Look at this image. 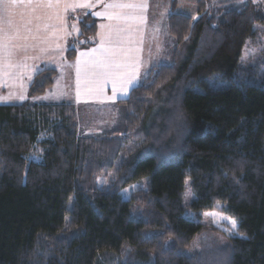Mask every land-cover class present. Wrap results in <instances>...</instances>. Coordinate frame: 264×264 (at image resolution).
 Returning a JSON list of instances; mask_svg holds the SVG:
<instances>
[{
	"label": "trees",
	"instance_id": "1",
	"mask_svg": "<svg viewBox=\"0 0 264 264\" xmlns=\"http://www.w3.org/2000/svg\"><path fill=\"white\" fill-rule=\"evenodd\" d=\"M195 4L193 17L171 1V60L117 100L120 123L105 133H81L68 102L0 103V264H264V54L241 59L264 13L251 0ZM78 23L68 59L95 41L93 14ZM56 74L36 71L28 96ZM215 204L238 228L224 247L186 253Z\"/></svg>",
	"mask_w": 264,
	"mask_h": 264
},
{
	"label": "rangeland",
	"instance_id": "2",
	"mask_svg": "<svg viewBox=\"0 0 264 264\" xmlns=\"http://www.w3.org/2000/svg\"><path fill=\"white\" fill-rule=\"evenodd\" d=\"M171 1L167 0L166 12L162 14L161 18L155 20V26L150 30L151 34L145 39L147 41L146 46L141 49L140 61L141 64L146 65L143 76L152 65L168 63L171 60L174 39L165 26V19L167 13L170 11ZM195 1L179 0L178 2L176 0V9L187 12L195 17ZM210 1L217 4L223 0ZM251 1L254 4V12L263 14L264 0ZM44 2L46 3L47 0H44ZM52 3L54 5L52 8L37 7L34 14H32L31 9L24 7L19 9L18 11L27 13L23 19L19 15L14 17V22L20 27L21 38L12 43L0 39V103L19 102L23 99H29L32 102H68L75 109L77 127L81 133L87 135L105 133L120 123L121 104L117 100L120 98L119 96L123 95L119 94V92L123 91V87L117 88L118 93L113 92L115 89L114 85L103 84V80L108 81L105 77L102 80L103 82H100V85L97 82H92L91 79L89 81L92 85L82 83L87 81V78L84 76L79 78L78 69L79 73H81L79 65H75V61L72 62L75 66L62 62V60L68 59L64 56L66 48L63 41L64 37H66L65 32L68 33L63 30L64 26L68 22L75 27L69 30V33L72 30L75 31V34L70 35L68 33L69 37L66 39L68 41L69 38L75 36L79 31V23L76 20H72V16H69L67 20L64 14H61L62 10L55 0H52ZM64 6H67V3ZM61 15L65 18L64 20L60 19L62 18L60 17ZM154 18L153 16L150 21H154ZM29 20L30 23H28ZM25 25L31 29V32L25 31ZM254 27L257 31L256 36L252 40L247 39L242 48L241 59L244 62H252L255 59L259 60L264 54V23L255 22ZM119 49H116V53L100 51V55H108L122 60V57L124 56L125 58L126 54L120 53L121 49ZM89 58L86 55H82L77 57L76 61H80L82 68L84 65L88 68V64L83 62H89ZM46 66L56 68L57 70L53 84L41 94L28 96L27 86L33 74ZM95 69H98L96 65L94 66ZM92 70L87 73L92 72V76H97ZM93 79L96 80L98 78L93 77ZM207 80L210 84L216 86L226 84L221 79H214L213 76L207 77ZM131 84L135 85L136 83L132 81ZM128 85L130 84L127 82L126 86ZM89 86L92 87L90 92L84 91ZM135 145L133 142L128 141L126 144L127 151L132 150ZM115 164L98 175L96 180L100 186L107 187L112 182L116 167L118 166V163ZM133 187L144 188L145 181L140 180ZM191 198V188L188 179H186L182 193V204L185 213H189L188 203ZM134 207L137 208L136 205ZM218 208V205L215 204L212 209L199 213L204 227L201 232L188 242L184 248L186 253L191 255H198L202 252L209 253L210 249L227 245L228 237L234 230L229 222L231 218L222 214ZM212 212L216 213L215 217L205 215V213ZM117 260L118 262H115V264H122L123 258H117Z\"/></svg>",
	"mask_w": 264,
	"mask_h": 264
},
{
	"label": "crops",
	"instance_id": "3",
	"mask_svg": "<svg viewBox=\"0 0 264 264\" xmlns=\"http://www.w3.org/2000/svg\"><path fill=\"white\" fill-rule=\"evenodd\" d=\"M177 1L179 2V0ZM55 2L57 4V0ZM66 3L67 6H64ZM167 3V0H59L58 5L62 10L61 14H64L67 20L69 16H72V20L78 22L81 16L87 12L92 13L96 18L94 43L89 47L77 49L73 59H65L62 62L73 64L72 62L75 61V65H79L81 69L79 78L81 76L87 78V81L82 83L92 85L89 81L91 79L92 82H97L100 85V82L104 81V85H114L115 89L113 92L117 93V88L123 87V91L119 92V94L123 95L119 97H125L130 87L133 86V84L126 86V83L130 79L134 83L139 82L146 70V65L141 64L140 61L141 49L146 46L147 41L145 39L151 34L150 30L155 26V20L161 18L162 14L166 12ZM110 4L134 5L135 7L108 8L107 5ZM140 5L145 7H140ZM110 16L112 17L111 19L109 18ZM153 16L155 17L154 21H150ZM60 17H62L60 18L61 20L65 19L62 15ZM101 25H104V27H101ZM71 28H75L74 25L67 22L63 30L69 33ZM68 33L65 32L66 37H64L63 41L65 48L68 35L75 34V31L72 30ZM102 36L104 37V45L101 48ZM93 49L97 51L93 52ZM116 49H119L123 55L126 54V57L124 58L123 56L122 60H120L116 57L100 55V51L116 53ZM82 53H87L88 55L86 56L90 57L89 62H83L88 64V68L84 65L83 69L80 61H76L77 57L82 56ZM95 65L98 69L94 70ZM91 70L97 76H92V72L87 73ZM93 77L98 79L94 80ZM104 77L108 81L103 80ZM91 89L92 87L89 86L84 91L90 92Z\"/></svg>",
	"mask_w": 264,
	"mask_h": 264
},
{
	"label": "snow or ice",
	"instance_id": "4",
	"mask_svg": "<svg viewBox=\"0 0 264 264\" xmlns=\"http://www.w3.org/2000/svg\"><path fill=\"white\" fill-rule=\"evenodd\" d=\"M58 3H59V0H57V4ZM40 6L52 8L54 5L52 3V0H47L46 3L44 2V0H0V39H4V40H7L9 43H12L13 41L21 38L20 27L14 22V17L19 15L23 19V17L27 15V13L20 12L18 10L24 7L26 9H31L32 14H34L36 12L37 7H40ZM107 7L108 8H117V7L126 8V7H135V6L134 5L110 4V5H107ZM140 7H145V6L140 5ZM97 15H99V13H97ZM109 18L111 19L112 17L110 16ZM28 23H30V20L28 21ZM101 27H104V25H101ZM25 31L31 32V29L28 28L27 25H25ZM103 45H104V37L102 36L101 45H100L101 48L103 47ZM92 51L95 52L97 50L93 49ZM81 55H88V54L82 53ZM78 75H79V69H78ZM128 83L131 84L132 80L130 79ZM205 215H211L215 217L216 213L215 212L205 213ZM225 219H229V218H225ZM229 222L233 229L238 228V224L236 220L229 219Z\"/></svg>",
	"mask_w": 264,
	"mask_h": 264
}]
</instances>
